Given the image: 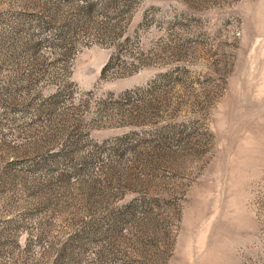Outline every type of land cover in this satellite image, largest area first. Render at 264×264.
<instances>
[{"label": "rangeland", "instance_id": "1", "mask_svg": "<svg viewBox=\"0 0 264 264\" xmlns=\"http://www.w3.org/2000/svg\"><path fill=\"white\" fill-rule=\"evenodd\" d=\"M0 264H264V0H0Z\"/></svg>", "mask_w": 264, "mask_h": 264}]
</instances>
